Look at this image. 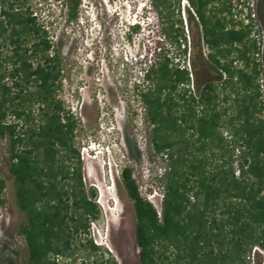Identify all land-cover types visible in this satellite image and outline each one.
I'll use <instances>...</instances> for the list:
<instances>
[{
	"label": "trees",
	"instance_id": "obj_1",
	"mask_svg": "<svg viewBox=\"0 0 264 264\" xmlns=\"http://www.w3.org/2000/svg\"><path fill=\"white\" fill-rule=\"evenodd\" d=\"M53 1L67 7V25L79 20L82 0ZM182 1L147 0L159 40L132 86L158 162L148 179L133 164L121 169L138 264H264V69L249 0H186L192 42ZM63 48L29 0H0V165L23 216L14 239L2 240L5 264H117L90 260L102 246L86 237L103 211L84 182L81 120L60 98ZM6 190L0 170V207Z\"/></svg>",
	"mask_w": 264,
	"mask_h": 264
},
{
	"label": "rangeland",
	"instance_id": "obj_2",
	"mask_svg": "<svg viewBox=\"0 0 264 264\" xmlns=\"http://www.w3.org/2000/svg\"><path fill=\"white\" fill-rule=\"evenodd\" d=\"M94 1L96 7L92 5ZM29 4L37 12L53 43L56 45L61 37L64 46L65 79L60 98L81 120L77 146H80L83 161L84 182L87 187L96 189L97 203L103 211L101 219L91 225L86 237L102 246V250L91 255L90 260L112 258L117 264H138L132 205L122 187L120 175L124 165L133 164L148 179L158 166L149 152L142 104L132 92L133 84L142 81L143 57L159 40L156 15L147 0H82L79 20L67 25V7L63 3L29 0ZM249 4L253 5L255 23L264 35V0H249ZM181 11L185 33L192 42L193 33L197 35L196 19L184 1L181 2ZM134 24L139 25V32L132 30ZM95 53L99 54L100 61L95 58ZM260 58L264 69V52ZM0 153L6 157L4 143H0ZM0 170L7 182L5 197L8 200L0 222V264H5L2 240L14 239L23 216L15 206L13 179L4 162ZM114 195L121 202L116 215H111L108 207L113 203L109 196ZM148 199L155 207H161L159 191L149 194ZM57 260L60 264H78L73 258ZM259 260L255 256L254 264ZM21 264H27L25 259Z\"/></svg>",
	"mask_w": 264,
	"mask_h": 264
},
{
	"label": "built area",
	"instance_id": "obj_3",
	"mask_svg": "<svg viewBox=\"0 0 264 264\" xmlns=\"http://www.w3.org/2000/svg\"><path fill=\"white\" fill-rule=\"evenodd\" d=\"M183 1H184V3H187L186 0H183ZM187 5H188V3H187ZM244 11H245V15L250 14L251 18L254 20V25L255 26H254V34H253V36H255L257 38V40H258V44L260 46V55L259 56L261 57V55L264 52V38H263L264 35H263V31L262 30L259 31L260 30V26L255 23L256 20H255V14L253 12V5L249 4V2H247L246 3V7H244ZM245 22H248V21H245ZM257 31H259V32L256 34ZM261 34L263 36H261ZM261 83H262V86H261L262 92L264 93V83H263V81H261ZM157 210H158V213H160L161 207L157 208ZM4 212H6V208H5V206H1L0 207V222H1L2 218H3V216H4L3 215Z\"/></svg>",
	"mask_w": 264,
	"mask_h": 264
},
{
	"label": "bare ground",
	"instance_id": "obj_4",
	"mask_svg": "<svg viewBox=\"0 0 264 264\" xmlns=\"http://www.w3.org/2000/svg\"><path fill=\"white\" fill-rule=\"evenodd\" d=\"M112 195V194H111ZM109 198L111 199L113 205L108 207V211L111 213V215H116V213L118 212V206L120 205V200L118 199L117 196H109Z\"/></svg>",
	"mask_w": 264,
	"mask_h": 264
},
{
	"label": "clouds",
	"instance_id": "obj_5",
	"mask_svg": "<svg viewBox=\"0 0 264 264\" xmlns=\"http://www.w3.org/2000/svg\"><path fill=\"white\" fill-rule=\"evenodd\" d=\"M94 144H95V143H94ZM89 146H90V147H89ZM88 147H89L90 149H93V148H92V147H93L92 145H88Z\"/></svg>",
	"mask_w": 264,
	"mask_h": 264
}]
</instances>
